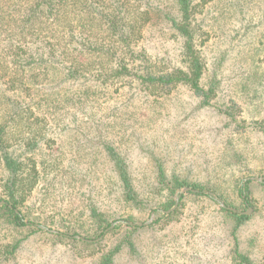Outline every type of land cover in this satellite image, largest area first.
I'll list each match as a JSON object with an SVG mask.
<instances>
[{"label": "rangeland", "instance_id": "rangeland-1", "mask_svg": "<svg viewBox=\"0 0 264 264\" xmlns=\"http://www.w3.org/2000/svg\"><path fill=\"white\" fill-rule=\"evenodd\" d=\"M135 5L148 17L134 48L140 74L185 68L186 39L175 27L184 24L203 65L199 83L212 89L209 103L182 82L147 87L131 72L92 68L68 78L53 67L37 76L42 89L30 85L24 102L45 120L15 119L6 132L11 157L32 174L34 163L39 175L19 209L41 230L2 214L0 264H98L114 248V264H231L236 248L264 264V0H190L186 21L177 0ZM104 32L93 26L89 44L104 43ZM60 51L50 60L61 62ZM35 133V143L18 140ZM6 176L0 165V202L8 199ZM174 178L184 184L170 192ZM184 187L191 190L172 212ZM126 223L140 226L130 233ZM106 224L119 228L105 232ZM92 240L100 243L86 244Z\"/></svg>", "mask_w": 264, "mask_h": 264}, {"label": "trees", "instance_id": "trees-1", "mask_svg": "<svg viewBox=\"0 0 264 264\" xmlns=\"http://www.w3.org/2000/svg\"><path fill=\"white\" fill-rule=\"evenodd\" d=\"M133 1L0 0V56L5 63L0 64V67L9 70L7 75L0 70V165H3L7 171L2 188L8 196L4 204L0 206V217L6 214L10 222L16 226H32L35 230H41L40 224L35 221L24 220L19 209L26 195L31 193L38 183L39 175L37 176L34 163L31 166L32 174L23 170L22 161L11 157L8 152L9 136L6 127L15 119L18 121L23 119L25 123L29 121L31 125L45 120L35 112L31 104H26L24 100L29 95L30 85L42 89L37 86L39 83L36 80L37 76L48 77L53 67L66 70L68 78L96 68L99 73H104L105 70L109 74L131 72L141 79V82H145L147 87L150 85L170 87L182 82L187 84L196 95L203 97L205 103H209L212 89L206 90L199 83L203 65L199 52L191 44V34L184 24H176L175 27L186 39L184 44L185 68L159 74L147 70L146 74H140L138 67H135L136 63L133 62L134 57H137L134 48L142 37V28L148 17L147 12L139 10V7L135 5V0ZM177 1L183 19L186 21L190 11V0ZM97 24L104 25L105 39H103L104 43L97 45L98 42H95L93 45L96 46H93L89 44L91 42L89 37L92 27ZM75 34L81 35L79 41L75 40ZM98 40L99 38H96V41ZM75 42L77 46L72 47ZM59 49H61L60 54L63 60L61 62L50 60L59 54L57 53ZM130 61L133 64L128 66ZM8 91L13 94L8 95ZM40 139H42V134L38 133L33 134L32 137L18 138L24 145L35 143ZM114 159L124 188L130 191L131 183L125 164L120 157H114ZM159 175L163 177L162 169L159 170ZM183 184V181L174 178L170 192ZM246 188L244 186V189L240 190L244 199H246ZM200 194L211 198L207 193ZM171 199L173 205L174 200ZM178 207L179 204L172 212H177ZM240 217V215L237 216V225L240 223ZM110 225L106 224L105 227ZM125 225L129 227L130 233H134L140 226L129 223ZM116 228L119 227L114 225L110 229L113 231ZM51 234L60 235L58 231ZM99 235L102 233L100 232ZM128 241L131 242L130 238ZM97 243L100 241L92 240L86 244L96 245ZM117 250L118 248H114L102 252L98 264H114ZM232 259L231 264H255L246 253L237 248L234 250Z\"/></svg>", "mask_w": 264, "mask_h": 264}, {"label": "water", "instance_id": "water-1", "mask_svg": "<svg viewBox=\"0 0 264 264\" xmlns=\"http://www.w3.org/2000/svg\"><path fill=\"white\" fill-rule=\"evenodd\" d=\"M189 190H191L189 187H184V188H182L180 191H178V194H176V197H175V204H174V207L172 208V210L177 206V204H178V199H179V194L180 193H183V192H185V191H189ZM2 204H4V202L3 201H1L0 202V205H2ZM222 206H224L223 204H221ZM231 209V208H230ZM232 210H234V209H232ZM235 211V210H234ZM144 224H146V223H144ZM113 225L114 224H111L108 228H106L104 231L106 232L109 228H111V227H113ZM53 232H56L55 230H52ZM88 241H91V240H88Z\"/></svg>", "mask_w": 264, "mask_h": 264}]
</instances>
